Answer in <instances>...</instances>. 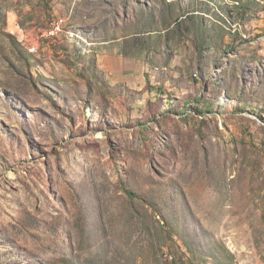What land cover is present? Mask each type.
I'll return each instance as SVG.
<instances>
[{"label":"rangeland","instance_id":"374dc122","mask_svg":"<svg viewBox=\"0 0 264 264\" xmlns=\"http://www.w3.org/2000/svg\"><path fill=\"white\" fill-rule=\"evenodd\" d=\"M0 264H264V0H0Z\"/></svg>","mask_w":264,"mask_h":264},{"label":"crops","instance_id":"0c3cea01","mask_svg":"<svg viewBox=\"0 0 264 264\" xmlns=\"http://www.w3.org/2000/svg\"><path fill=\"white\" fill-rule=\"evenodd\" d=\"M51 12V11H50ZM67 17L71 20V13L59 14ZM79 28L80 26H74ZM105 45V43H103ZM101 46V45H100ZM116 57H112L111 53L103 50L100 52V55H97V59H100L101 64L100 68L104 70L107 74H110V77L113 83H125L130 88H135L136 86L141 90H144L150 80L144 69V61H139L135 57H125L124 55L117 54Z\"/></svg>","mask_w":264,"mask_h":264},{"label":"bare ground","instance_id":"6f19581e","mask_svg":"<svg viewBox=\"0 0 264 264\" xmlns=\"http://www.w3.org/2000/svg\"><path fill=\"white\" fill-rule=\"evenodd\" d=\"M63 28H64V20L61 19L60 21L56 22L53 25V28H52L51 32L55 33V37H58V36H60L63 33ZM51 37L55 38L53 36H48V39L51 38Z\"/></svg>","mask_w":264,"mask_h":264},{"label":"built area","instance_id":"2783aa9c","mask_svg":"<svg viewBox=\"0 0 264 264\" xmlns=\"http://www.w3.org/2000/svg\"><path fill=\"white\" fill-rule=\"evenodd\" d=\"M45 36H53V37H55V33H52V32H51V29H50L49 31H46V32L43 34V37H45Z\"/></svg>","mask_w":264,"mask_h":264},{"label":"trees","instance_id":"16d2710c","mask_svg":"<svg viewBox=\"0 0 264 264\" xmlns=\"http://www.w3.org/2000/svg\"><path fill=\"white\" fill-rule=\"evenodd\" d=\"M147 85H148V81H147ZM147 85H146V87H147Z\"/></svg>","mask_w":264,"mask_h":264}]
</instances>
